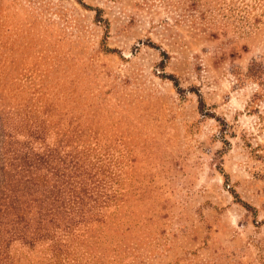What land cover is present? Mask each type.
I'll return each instance as SVG.
<instances>
[{"label":"rangeland","instance_id":"374dc122","mask_svg":"<svg viewBox=\"0 0 264 264\" xmlns=\"http://www.w3.org/2000/svg\"><path fill=\"white\" fill-rule=\"evenodd\" d=\"M43 146L95 216L0 264H264V0H0V186Z\"/></svg>","mask_w":264,"mask_h":264},{"label":"trees","instance_id":"16d2710c","mask_svg":"<svg viewBox=\"0 0 264 264\" xmlns=\"http://www.w3.org/2000/svg\"><path fill=\"white\" fill-rule=\"evenodd\" d=\"M11 153L17 158L10 156L3 171L0 224L4 226L0 228L6 226L5 232L29 244L50 239V246L59 252L62 245L56 232L72 235L79 223L85 225L95 216L89 203L97 187L91 185L94 174L76 151L60 154L43 146L40 151L28 148L21 155Z\"/></svg>","mask_w":264,"mask_h":264}]
</instances>
